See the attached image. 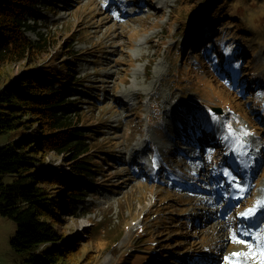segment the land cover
Masks as SVG:
<instances>
[{
  "label": "rangeland",
  "instance_id": "1",
  "mask_svg": "<svg viewBox=\"0 0 264 264\" xmlns=\"http://www.w3.org/2000/svg\"><path fill=\"white\" fill-rule=\"evenodd\" d=\"M237 1H243L253 15L252 24L244 28L246 32L264 40V0H210V7L216 9L213 18L232 21L229 13L235 10L233 4ZM100 2L41 0L39 11L27 15L29 23L36 25L41 34H51L59 40L50 41V53H45V59L54 54L64 40L68 43L63 53L76 56V82L68 90L70 96L62 98L70 103L69 111L85 114L76 127L82 129L83 140L91 147L89 154L94 159L88 164L95 167L89 176L90 183L83 187L81 197L72 201L71 207L66 209L73 216L70 219L61 217L63 224L56 225L58 231L66 234L67 239L83 243V250L91 247L102 249L94 261L96 264H121L129 254L127 259L131 264H138L155 253L167 258L166 264H228L224 257L233 261V253L241 254L239 259L242 264H256L260 258L258 255L254 259H244L245 254L257 251L255 242L249 237H242L253 244L249 249L245 244L230 242V238L233 232L239 231L237 226H240L241 215L256 207L264 196V164L259 163V156L264 155L263 138H259L256 132L251 133V124L261 125L264 120V90L251 89L243 93L241 86L234 91L236 82L224 84L217 75L215 64H211L221 56L213 44L204 53L214 52V57L200 58L198 63L189 60L182 66L174 59L176 50L172 47L175 41L171 40L169 46L159 41L157 45L153 44L151 37L159 31L154 26L161 19L159 11H155L160 0H145L143 3L149 6L147 10L133 9V14L137 11L139 16L118 21L111 18V12L100 9ZM132 2L130 0L128 4ZM195 2L203 4V0ZM170 3L174 5L172 0H169ZM172 14L170 10L166 12L169 23L172 22ZM201 19L202 16L194 28ZM242 19L247 22L244 17ZM210 23L202 24L201 31L209 28ZM27 35L32 40L40 38L34 31H28ZM176 41H181V37ZM227 48L223 55L231 56L238 50ZM263 52V48L260 49L259 56ZM224 64L233 69L229 60ZM56 66L60 67L59 64ZM254 66L258 74L261 70L264 73V67L262 69L259 62L255 61ZM26 67L27 63L8 65L0 73L7 69L10 74H16ZM178 69L185 71L184 75L189 77L185 84L176 85L173 82L185 79ZM246 72L242 71L241 76ZM207 78L215 79L221 86L216 92H223L233 104L225 119L220 117L219 111L217 114L209 112L213 108H222L221 99L214 95L210 96L212 99H202ZM262 79L264 81V74ZM194 82L200 83L194 87L198 91L189 87H193ZM221 82L233 91L235 98ZM248 82L251 84V81ZM183 86L186 88L183 91L186 99L180 89ZM196 95L197 102L193 100ZM182 112V121L187 117L196 118L201 134H210V141L214 144L210 146L208 141L205 142L208 146L202 150L198 161H187L180 152L170 153L166 147L170 137L178 136L174 133L175 129H182L178 121ZM184 128H188V123L184 124ZM263 128L264 125H261L259 135L264 134ZM245 132L249 135L244 136ZM197 135L198 132H192L190 139L201 145ZM19 137L17 130L2 133L0 146L15 139L19 141ZM32 137L38 139L39 133ZM176 143L179 144L178 141ZM216 143L220 147L215 146ZM192 144L186 150L192 149ZM245 152L247 155H242ZM166 155L167 158L163 159ZM67 158L70 157L51 153L40 166L63 170L66 169ZM152 167L156 175L146 178L142 170L149 171ZM160 171H163L162 175L158 174ZM225 172L229 175L226 176ZM190 176L201 179L202 184L196 192L175 184L177 179ZM83 178L80 176L78 179L82 181ZM78 179L74 177L75 181ZM192 183L198 184L199 181L193 180L188 186L192 187ZM203 187L205 192L202 193L200 189ZM240 188L245 190L246 200L241 204H232L227 198L230 193H241ZM222 190L224 192L220 193ZM60 191L57 190L58 193ZM63 196L57 195L60 204L66 200ZM188 196H193L194 200L187 199ZM217 198L222 199V203L213 200ZM221 204L231 206L230 210L219 209ZM246 204L249 207L243 209ZM242 209V214L236 218L237 224L231 223L233 213ZM204 213L211 222L194 227L195 217ZM93 223L100 224L102 231L98 229L89 234L94 230L89 229ZM121 229H124V235L118 243L112 247L105 243L109 238L116 237ZM242 230H252V234L264 242V214L260 215L255 226ZM15 233L16 224L0 216V264H24L25 256L17 254L10 246ZM142 233L146 237H140Z\"/></svg>",
  "mask_w": 264,
  "mask_h": 264
},
{
  "label": "trees",
  "instance_id": "2",
  "mask_svg": "<svg viewBox=\"0 0 264 264\" xmlns=\"http://www.w3.org/2000/svg\"><path fill=\"white\" fill-rule=\"evenodd\" d=\"M39 4L41 0H0V72L8 65L27 63V67L16 74H10L7 69L0 73V134L17 130L20 136L19 141L15 139L0 146V216L16 224L10 246L17 254L25 256L24 264H96L94 261L102 249L83 250V243L67 239L56 227L63 224L61 217L73 216L66 209L81 197L80 192L90 183L89 176L95 167L88 165L94 160L89 154L91 147L83 140L82 129L77 128L85 114L69 111L70 103L62 98L70 96L68 90L75 84L77 75L76 56L63 53L68 40L45 59V53H50V41L59 40L51 34L37 33L39 40L27 35L28 31L37 29L29 23L27 15L39 9ZM212 9L209 5V10ZM204 10V6L197 10L193 20ZM241 59L238 55L231 59L234 68L227 74L224 72L227 69H221L216 62L220 69L217 75L237 83L255 80L256 74L241 76L243 68L249 70L248 66L240 64ZM58 64L60 67L56 66ZM185 80L177 82L181 85ZM206 81V94L221 87L215 79ZM199 84L194 82L193 87H189L198 91L194 87ZM253 130L260 131V128L253 124ZM26 132L29 134L23 136ZM36 133H39L38 139L32 137H36ZM51 153L70 157L65 161L66 169L40 166ZM73 174L84 178L75 181ZM58 194L65 195L64 204L56 203L60 198ZM92 228L89 234L101 229L98 223L91 224L89 229ZM123 235L124 229H121L105 243L112 247ZM127 257L120 263L131 264ZM138 264L145 262L141 260Z\"/></svg>",
  "mask_w": 264,
  "mask_h": 264
},
{
  "label": "snow or ice",
  "instance_id": "3",
  "mask_svg": "<svg viewBox=\"0 0 264 264\" xmlns=\"http://www.w3.org/2000/svg\"><path fill=\"white\" fill-rule=\"evenodd\" d=\"M244 136H248L249 133L245 132ZM242 155H247V153H242ZM248 166V163H245V167ZM225 175H229V173L225 172ZM231 183V182H229ZM240 191H244L243 188H240ZM264 214V202H258L256 207L249 209L247 212L241 215L242 220H251L254 217ZM242 237H249L251 241L255 242V247L257 249L256 252H250L244 255V259L255 258L257 255L260 257L256 264H264V242L259 240L257 236L253 235L250 230H239L238 232H233L230 238V242L245 244L249 249L253 247V244L249 243L247 240L242 239ZM233 256L237 257L235 261H228V257H224V261L228 262V264H242V261L239 259L241 256L240 253H233Z\"/></svg>",
  "mask_w": 264,
  "mask_h": 264
},
{
  "label": "bare ground",
  "instance_id": "4",
  "mask_svg": "<svg viewBox=\"0 0 264 264\" xmlns=\"http://www.w3.org/2000/svg\"><path fill=\"white\" fill-rule=\"evenodd\" d=\"M202 21H204V19H202L201 21H199L200 23L202 22ZM188 47V49H191V51H194V49L191 47V46H187ZM179 132V130H177V129H175V132L174 133H176L178 136H180V134L178 133ZM177 136V137H178ZM174 138V137H173ZM195 148V147H194ZM173 149H175L174 147H173ZM189 154H191V155H193L194 157H193V160H195V158H196V155H195V149H191L189 152H187V155H189ZM188 159V158H187ZM264 197V196H263ZM188 199H192V197L191 198H188ZM215 202L217 201L218 202V199H215L214 200ZM56 203H60L59 202V200L58 199H56ZM215 204V203H214ZM225 209L224 210H228V208L226 207V206H223ZM223 210V211H224ZM217 215H219V214H217ZM217 215H215L216 217H217ZM220 216V215H219ZM208 222H211V220H209ZM237 259V257H233L232 258V260L233 261H235Z\"/></svg>",
  "mask_w": 264,
  "mask_h": 264
}]
</instances>
